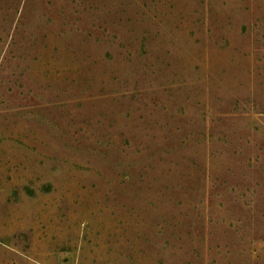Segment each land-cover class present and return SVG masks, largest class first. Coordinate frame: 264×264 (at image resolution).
<instances>
[{
  "label": "rangeland",
  "instance_id": "374dc122",
  "mask_svg": "<svg viewBox=\"0 0 264 264\" xmlns=\"http://www.w3.org/2000/svg\"><path fill=\"white\" fill-rule=\"evenodd\" d=\"M0 264H264V0H0Z\"/></svg>",
  "mask_w": 264,
  "mask_h": 264
}]
</instances>
